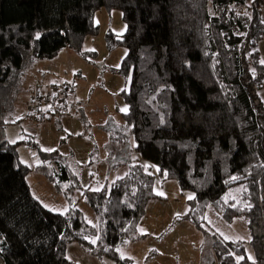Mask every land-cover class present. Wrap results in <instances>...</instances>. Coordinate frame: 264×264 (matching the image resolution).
Here are the masks:
<instances>
[{
	"label": "trees",
	"instance_id": "trees-1",
	"mask_svg": "<svg viewBox=\"0 0 264 264\" xmlns=\"http://www.w3.org/2000/svg\"><path fill=\"white\" fill-rule=\"evenodd\" d=\"M100 10L119 11L125 24L116 45L126 55L114 70L128 80L125 128L109 142L128 151L131 136L161 180L191 193L185 219L198 230L206 233L209 210L227 226L245 224L246 241L208 234L217 264H264V0H0V264H72L73 244L97 260L133 264L119 248L144 238L139 226L158 196L138 161L112 166L127 173L110 186L82 189L69 157L2 132L23 76L63 49L84 56ZM21 145L35 152L33 167L21 161ZM32 171L65 199L64 214L32 195ZM77 190L97 229L73 206Z\"/></svg>",
	"mask_w": 264,
	"mask_h": 264
},
{
	"label": "rangeland",
	"instance_id": "rangeland-1",
	"mask_svg": "<svg viewBox=\"0 0 264 264\" xmlns=\"http://www.w3.org/2000/svg\"><path fill=\"white\" fill-rule=\"evenodd\" d=\"M94 22L98 26V31L95 35L84 40L81 50L84 56L76 54L72 50L63 49L55 58L40 60L34 65L36 67L39 62L45 63L47 69H57L66 78L67 74L73 73V71L76 74L81 72L80 76H83L84 72L88 74V77L75 80V82H89L86 92L82 96L83 101L75 97L68 99V102L73 104L72 106L76 101H79L83 104L82 108H87L88 121L83 119L74 107L71 108V111L67 110L66 112L56 107L58 110L56 116L50 118L49 121H42L37 126L36 120H32L36 116V109L31 103V95L32 92H35V88H39L37 86L39 84L33 86L27 72L13 98L11 110H8L3 118L4 126L9 128L2 129V132L6 135L10 132H20L21 129L26 131L32 127L36 138L34 141L39 148L46 150L53 147L61 155L72 158L74 162L77 161L75 162V174L80 180L82 189L100 190L104 186H110L111 183L124 177L127 173L126 166H119V168L113 169V173H108L110 160L112 157L115 159L114 155L118 149L109 142V133L104 129L110 128L111 123L117 124V127L121 129L125 128L122 114L126 112L127 108L120 93L127 88L128 80L114 72L119 68L126 55V50L116 45V40L120 39L125 32L121 13L119 11L108 13L105 10H100L95 14ZM64 51L71 52L75 61L71 59L69 61V58L65 57ZM94 73H96V77H93ZM71 80L67 83H71ZM53 84L61 85L58 79L54 80ZM79 90L78 97L83 93L80 88ZM37 91L35 96L39 97V92H42L41 99H45L49 95L54 97L57 93L56 90L45 86ZM263 93L264 91L260 95ZM53 101L54 98L50 100V104ZM68 107L70 108V106ZM95 122H100L102 126L93 125ZM100 128L103 130V135H99L100 133L97 131ZM7 138L13 143L12 139ZM85 143L91 145L93 150L86 159H82L79 157L83 153L80 145ZM128 146V151L120 152L123 155L120 160L126 161L130 158L133 161H138L147 172L155 177L153 191L158 199L150 201L147 205L142 226L138 230L144 235L143 240L134 243V246L128 247L127 250H122V254L131 252L130 257L133 258L135 264H215L211 263V260L214 261V255L210 236L220 233L234 236L232 230L227 228L230 226L224 224L212 210H209L206 215V233L195 228L185 219L189 208L188 201L193 198V195L181 191L174 180H161L156 167L142 161L134 151V141L131 136L128 138ZM19 155L21 161L30 167L36 163L35 152L27 145L19 148ZM120 160L117 163L122 162ZM77 192L82 191L77 190ZM60 197L62 196L60 195ZM233 226L236 234L239 232L246 237L245 239L249 238L243 222L236 220L231 225V227ZM66 258L72 264H114L107 259L97 260L91 257L75 244L67 248Z\"/></svg>",
	"mask_w": 264,
	"mask_h": 264
},
{
	"label": "crops",
	"instance_id": "crops-1",
	"mask_svg": "<svg viewBox=\"0 0 264 264\" xmlns=\"http://www.w3.org/2000/svg\"><path fill=\"white\" fill-rule=\"evenodd\" d=\"M262 16H263V23H264V13ZM259 51H260L261 59L264 62V40L259 44ZM64 53H65V57L69 58L68 59L69 61H70V59L72 61H75V60H73V56H72L71 52L64 51ZM54 73H57L58 75L56 76ZM79 74H81V72H79ZM79 74H76V72L73 71V73L67 74V78H66L57 69L56 70H50L49 68L47 69L45 66V63H42V62L37 63L36 67L32 68L28 72L27 76L29 78V81L33 82V86L35 84H39V85H37V86H39V88L45 86L47 88H51L52 90H56V92H57L56 95L53 97L54 101L52 102V104L49 103V106L45 107L44 105H42L40 108H37V109L34 106V109H36V111L32 107V111L36 112V116L32 120H36L35 122H37V124H36L37 126L42 121H49L50 118L52 119L54 116H56V114L58 112L56 107L61 108L62 111H64V112H66L67 110L71 111V108L74 107L75 111L78 112L83 117V119L88 121V117H87V113H86L87 108H82L83 104L79 103V101H76L75 105L72 106L73 104L68 102L69 98L74 99V97L78 100L83 101L82 96L86 92L85 90L87 89L89 82H82V81L75 82V80L81 79L82 77H88V74L86 72H84V74L82 73L83 76H80ZM96 76H97L96 73H94L93 77H96ZM56 79H58V82L61 85L53 84V81ZM70 79H72L71 83H67ZM64 80H65V82H62ZM98 80H99V78H98ZM43 81H45V82H43ZM39 88L38 87L35 88V92L34 93L32 92V95H31V90L29 91V93L31 95L32 105L35 103L34 98L38 97V96H35V93H38L37 90ZM79 88L81 89V91L83 93H81L78 97V91H80ZM40 91H41V89H40ZM263 91H264V88L261 90V92H263ZM64 95H65V97H64ZM41 96L43 97L42 92H39L38 98H40ZM62 98H64V99L62 101H60ZM261 98L264 100V93L261 94ZM67 106H70V108L69 107L67 108ZM4 125L5 124L3 123L2 129L9 128V127H5ZM93 125L102 126V124H100V122H95ZM27 127H30V126H27ZM119 129H120V127H117V124L113 125L111 123L110 128H105L104 130H106L107 133L111 134V133L117 132ZM97 131L100 133L99 135H103V130H101V128L98 129ZM16 132L7 133L6 134L7 136L4 134L6 140H8L7 137H9L10 139L13 140V143H15V142H21L25 138H30L33 140L36 139L35 134L33 133L32 127H30V129L29 128L26 129V131L21 129L20 132H17V133ZM17 134L19 135V139H18ZM8 141L11 142L10 140H8ZM22 146L23 145H21V147ZM80 146L82 147L81 151L83 153H81V155L79 157L82 159L83 158L86 159L87 156H89V154L92 152L93 148L91 145H88L86 143L81 144ZM50 150L54 151L53 147ZM42 151L43 152H51V151H46V150H42ZM71 154L73 155V153H71ZM121 155H122V153H116V155H114L115 159L112 157V159L110 160V164L108 165V173L109 174L114 172V170L112 169V166L125 163V161H122L123 159L120 160ZM34 157H35V155H34ZM69 159L71 160L73 165L76 166L75 162H77V161L75 160V162H74V160L70 157H69ZM82 159H80V161H82ZM118 159L122 162L117 163V161H119ZM26 180H27V183L30 187L32 195L46 210H48L52 213L61 214V215L64 214L68 210L69 206H68L67 202L65 201V199L63 197H60V195L56 194L52 185L50 183H48L47 180L42 175L32 171L27 175ZM85 189H87V188H85ZM72 198H73V201H72L73 206L76 209H78L86 217L89 224H91L95 229H97L98 225H97L96 217H95L94 213L91 211V209H89L83 203L82 192H80V193L77 191L74 192ZM141 226H142V221H141L139 228ZM227 228L232 230V232L234 233V236H227L226 234H223V233L222 234L220 233L218 235L225 238L226 240H234V241H237V240H245L246 241L247 240V239H245L246 237L242 236L241 233H239V232L237 234L235 233L234 226L231 227V225H230V227H227ZM140 241H138V242H140ZM131 246H134V243L123 244L119 248V253L122 257L130 259L132 261V263L135 264L133 258L130 257L131 252L126 253L125 255L122 254V252H123L122 250H127L128 247H131ZM212 262L217 264L215 262V260L214 261L211 260V263Z\"/></svg>",
	"mask_w": 264,
	"mask_h": 264
},
{
	"label": "built area",
	"instance_id": "built-area-1",
	"mask_svg": "<svg viewBox=\"0 0 264 264\" xmlns=\"http://www.w3.org/2000/svg\"><path fill=\"white\" fill-rule=\"evenodd\" d=\"M50 100H53V97L52 96H47L45 99H41V98H34V101H35V103H34V106H35V108L37 109V108H40L42 105H44L45 107H47L48 106V104L50 103Z\"/></svg>",
	"mask_w": 264,
	"mask_h": 264
},
{
	"label": "snow or ice",
	"instance_id": "snow-or-ice-1",
	"mask_svg": "<svg viewBox=\"0 0 264 264\" xmlns=\"http://www.w3.org/2000/svg\"><path fill=\"white\" fill-rule=\"evenodd\" d=\"M46 151H51L50 149H46ZM191 198V197H190ZM92 243H95V241H92ZM123 258V257H122Z\"/></svg>",
	"mask_w": 264,
	"mask_h": 264
}]
</instances>
